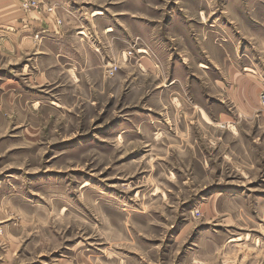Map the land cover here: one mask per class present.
<instances>
[{"label": "rangeland", "instance_id": "obj_1", "mask_svg": "<svg viewBox=\"0 0 264 264\" xmlns=\"http://www.w3.org/2000/svg\"><path fill=\"white\" fill-rule=\"evenodd\" d=\"M262 95L264 0H0V264H264Z\"/></svg>", "mask_w": 264, "mask_h": 264}, {"label": "built area", "instance_id": "obj_2", "mask_svg": "<svg viewBox=\"0 0 264 264\" xmlns=\"http://www.w3.org/2000/svg\"><path fill=\"white\" fill-rule=\"evenodd\" d=\"M261 102H262V108H263V111H264V95H262V97H261Z\"/></svg>", "mask_w": 264, "mask_h": 264}, {"label": "crops", "instance_id": "obj_3", "mask_svg": "<svg viewBox=\"0 0 264 264\" xmlns=\"http://www.w3.org/2000/svg\"><path fill=\"white\" fill-rule=\"evenodd\" d=\"M18 50H20V47L18 48ZM2 113V112H1Z\"/></svg>", "mask_w": 264, "mask_h": 264}, {"label": "bare ground", "instance_id": "obj_4", "mask_svg": "<svg viewBox=\"0 0 264 264\" xmlns=\"http://www.w3.org/2000/svg\"><path fill=\"white\" fill-rule=\"evenodd\" d=\"M234 241V240H233Z\"/></svg>", "mask_w": 264, "mask_h": 264}]
</instances>
